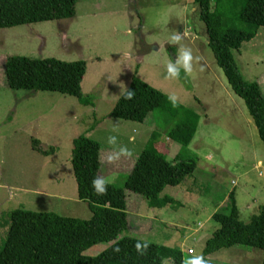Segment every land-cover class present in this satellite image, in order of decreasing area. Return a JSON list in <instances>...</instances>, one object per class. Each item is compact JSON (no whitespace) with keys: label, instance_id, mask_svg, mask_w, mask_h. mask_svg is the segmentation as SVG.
<instances>
[{"label":"rangeland","instance_id":"obj_1","mask_svg":"<svg viewBox=\"0 0 264 264\" xmlns=\"http://www.w3.org/2000/svg\"><path fill=\"white\" fill-rule=\"evenodd\" d=\"M79 1L83 6L102 4L101 11L106 10L107 14H101L100 18L106 16L108 21L101 19L100 23V18H95L89 24L90 29L83 30L80 22L73 20L80 31L75 38L74 33L61 32L59 20L0 27V250L6 241L9 213L13 209L53 211L81 219L91 217L88 203L77 194L71 153L74 136L96 130L93 139L103 149L107 137L116 134L118 139L123 137L137 144L135 152L142 150L155 132L157 143H163L160 149L169 160L178 154L180 159H195L197 167L180 184L165 187L160 196L173 195L175 200L164 208L142 205L139 199L145 197L125 189L128 227L113 241L97 243L84 253L97 255L128 235L180 248L184 259L202 255L207 237L220 226L212 214L217 210L228 211L230 194H234L244 222L264 203V142L248 107L217 63L194 0ZM212 5L215 6L214 1ZM223 6L228 26L247 27L232 18L236 10L233 4ZM114 8L120 13L109 14L108 10ZM174 32L186 33L182 43L201 57L190 77L183 70L178 79L166 74V64L175 60L179 47L168 43ZM81 50L102 57L90 62L84 79V92L91 97L89 105L57 91L8 86L4 72L8 56L72 61ZM233 51L244 77L261 82L264 93V26L258 28L253 39ZM134 75L167 97L174 94L177 105L199 115L197 132L189 145L168 134L180 118L179 109L175 116L170 110L156 108L143 122L109 115L115 97L129 87ZM114 125L118 126V133L111 132ZM166 138L170 141L169 152L164 144ZM33 139L38 140L42 149L55 147L51 164L48 161L45 164L48 159L34 148L37 144ZM23 164L27 167H21ZM27 170L28 173H21ZM34 170L36 173L40 170L41 175H33ZM127 176L126 172L108 181L123 187ZM38 188L46 189V194L37 193ZM145 206L152 214H145ZM155 213L161 215L141 228L139 217L152 219ZM189 249L193 252L189 253ZM208 258L211 264H263V250L237 244L215 251ZM164 264H172V260L166 259Z\"/></svg>","mask_w":264,"mask_h":264},{"label":"trees","instance_id":"obj_2","mask_svg":"<svg viewBox=\"0 0 264 264\" xmlns=\"http://www.w3.org/2000/svg\"><path fill=\"white\" fill-rule=\"evenodd\" d=\"M215 2V6L212 5ZM78 0H0V27L51 21L73 17ZM205 23L208 43L217 63L223 68L229 84L245 101L249 113L264 142V93L257 81L247 80L234 56L245 41L253 39L258 28L264 26V0H194ZM233 4V17L247 24L246 28L228 26L221 10L224 4ZM87 71L85 60L65 61L55 57L31 58L11 55L6 58L4 72L12 89L57 91L77 97L80 103L91 104V97L82 91ZM134 98H124L128 90ZM172 105V106H171ZM156 108L170 110L180 118L170 129L169 136L189 145L198 127L199 115L179 105L173 106L159 89L142 79L132 77L129 87L118 97L109 115L116 118L143 122ZM155 132L138 155L123 187L111 182L107 195H95L92 180L99 176L101 143L80 133L73 138L71 163L77 183V193L88 203L91 217L81 219L53 211H34L16 208L9 213L10 225L6 241L0 250V264H182L183 251L136 236H122L97 255L84 252L93 245L113 241L129 225L125 189L141 194L150 207H164L175 200L160 193L169 185L180 184L196 167L195 159L169 160L158 149ZM34 148L43 154L37 139ZM228 211L217 210L212 217L220 224L206 239L202 255L207 256L237 244L263 250L264 264V203L248 222L240 218L234 194H230ZM138 241H147L143 255L136 250ZM119 247L120 251H114Z\"/></svg>","mask_w":264,"mask_h":264},{"label":"crops","instance_id":"obj_3","mask_svg":"<svg viewBox=\"0 0 264 264\" xmlns=\"http://www.w3.org/2000/svg\"><path fill=\"white\" fill-rule=\"evenodd\" d=\"M80 4H82V3L78 0V2L76 4V14L73 17L64 18V19H57V21L58 20L59 21H62V22H60L61 32L63 34L66 33V32L74 33V38L76 37V34H78V35L80 34V31L78 29L79 25H77V24L73 25V22H74L73 20H78L80 22V24L82 25L83 30H88V29H90V25H89L90 22L95 21L94 20L95 18H100L102 16L101 14H103V15L104 14H107V11L106 10H105L106 12L105 11H101L102 4H100V3H97L96 4L94 2L93 4L88 5V6H83V4H82V9L79 7ZM108 12L111 15H117L118 13H120V10L114 8V9L108 10ZM104 17H106V16H104ZM104 17L98 19L100 23H103V21L101 19H104L105 22L108 21ZM70 21H72V22H70ZM76 58H77L76 60L81 59V60H85L86 61V63H87V71H88L90 62H94V58H97L99 60L102 57L100 55H98L97 53H91V52H88V51H85V50H81L79 57H76ZM85 77H86V74L84 76V79H85ZM84 79L82 81V91L85 94V92H84V89H85V87H84ZM258 83L260 84L261 89H262V83L259 82V81H258ZM118 94L119 95H117L115 97V101L114 102H116V100L118 99V97L122 93L120 92ZM95 131L96 130H88L86 132V134H87V136L93 138V136H95V134H96ZM118 140H119V143L121 145H127V147L132 151L133 154L130 157H124V156H122L114 164L113 163H107V156L113 152L115 146H112V145H109L108 143H106V144H104V149H103V145H101V152H100L101 167H100V170H99V176L104 177L107 180L109 178L117 179L120 175H122L123 173H126V172H127V174H129V172H130L131 168L133 167V165H134V163H135L138 155L142 151V150H140V151L137 150L135 152L134 149L136 148L137 144H135V143H129L126 138L121 137ZM169 142L170 141L166 138L164 144L166 145L165 148H166V151H168V152L170 150V149L167 148L170 145ZM160 145H163V143H158L157 144L158 149H160ZM50 148H53V150L50 149L51 151H49L48 154H45L44 155V157L48 159V160H46L45 164L47 163V161H48L49 164H51L52 157L54 156L53 153H55V151H56L55 147L51 146ZM160 150H162V149H160ZM50 154H52V155H50ZM176 156L174 157L173 160H176ZM39 162H40V160H39ZM21 167H27V166H26V164H23V165H21ZM29 170H31V169H29ZM29 170H27L25 172H21V173L22 174L28 173ZM18 172H19V170H18ZM34 174L35 175H37V174L38 175H41V172H40V170H38L37 173H36V170H34L33 175ZM50 177H51V173H50ZM71 187H72V182H71ZM75 187L77 189V183H76V186ZM46 192H47L46 189H42V188H38L37 189V193H41V194L44 193V194H46ZM160 195H161V193H160ZM165 195H169V194H164L162 196H165ZM169 196L175 199V197L173 195H169ZM139 200H142V202H143L142 205L143 204L146 205V203H147L146 201L147 200L145 198L144 199H139ZM150 208H155V207H150ZM160 208H164V207H160ZM144 210H145V214H147V215L152 214V213L149 212V210L146 209V206L143 209V211ZM159 215H161V214L155 213V218H152V219H150L148 216L139 217V218H141V220L138 222V224H142V226H141V228H142L144 224L150 223L151 220L156 219V217H158Z\"/></svg>","mask_w":264,"mask_h":264},{"label":"clouds","instance_id":"obj_4","mask_svg":"<svg viewBox=\"0 0 264 264\" xmlns=\"http://www.w3.org/2000/svg\"><path fill=\"white\" fill-rule=\"evenodd\" d=\"M186 33L174 32L168 37V43L172 46H179L176 52V58L174 61H169L166 64V74L171 79H178L180 77V72L183 70L186 77H190L194 70V64L199 63L201 60L200 56L194 55L193 49L182 41L185 38ZM134 90H128L125 93L124 98L131 100L134 98ZM169 100L175 107L178 102V98L173 94L169 95ZM112 133H118V126H113L111 129ZM107 143L109 145L115 146L111 154L107 156V163H116L122 156L130 157L133 153L127 147V145H121L118 140V135L110 134L107 137ZM109 181L101 176H96L92 180V188L95 195H107ZM136 250L139 254L143 255L147 252L149 244L147 241H138L136 243ZM114 251L119 252L120 248L117 247ZM182 264H211L210 258L206 259L203 255H192L190 258L183 260Z\"/></svg>","mask_w":264,"mask_h":264},{"label":"built area","instance_id":"obj_5","mask_svg":"<svg viewBox=\"0 0 264 264\" xmlns=\"http://www.w3.org/2000/svg\"><path fill=\"white\" fill-rule=\"evenodd\" d=\"M188 252H189V253H192V252H193V250H192V249H189V250H188Z\"/></svg>","mask_w":264,"mask_h":264}]
</instances>
